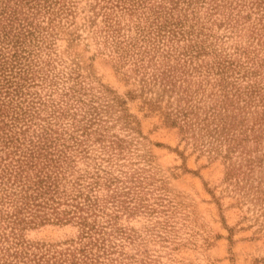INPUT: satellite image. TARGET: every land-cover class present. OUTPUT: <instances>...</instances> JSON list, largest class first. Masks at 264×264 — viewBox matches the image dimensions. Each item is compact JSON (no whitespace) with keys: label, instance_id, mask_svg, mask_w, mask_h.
<instances>
[{"label":"rangeland","instance_id":"obj_1","mask_svg":"<svg viewBox=\"0 0 264 264\" xmlns=\"http://www.w3.org/2000/svg\"><path fill=\"white\" fill-rule=\"evenodd\" d=\"M1 16V162L43 140L39 158L81 209L0 215V264L74 248L264 264V0H0Z\"/></svg>","mask_w":264,"mask_h":264},{"label":"trees","instance_id":"obj_2","mask_svg":"<svg viewBox=\"0 0 264 264\" xmlns=\"http://www.w3.org/2000/svg\"><path fill=\"white\" fill-rule=\"evenodd\" d=\"M10 16V15H7ZM2 18V16L0 17ZM1 20V19H0ZM210 111L212 120L217 119L218 112L213 108ZM210 115L208 116V118ZM225 128V123H217L212 130L215 133H222ZM38 140V141H37ZM40 141L30 140L29 146L24 152L18 155L17 158L1 162L0 155V215L7 218L12 224L28 223L36 219L43 220L52 216L55 219L62 220L74 217L77 209H81L77 205L74 208H68L70 203L66 202L62 192L59 190L57 181L58 166L52 160H44L39 157L45 152V148ZM235 144V143H234ZM17 147V146H15ZM47 147V146H46ZM51 152V150H50ZM52 153V152H51ZM259 165L260 164H256ZM239 171L237 181H240L247 189L258 188L253 184L259 183L260 178L254 176L252 169L242 170L240 166L234 170ZM230 173H236L235 171ZM264 184V180L261 185ZM264 191V190H263ZM73 205V204H72ZM79 223L85 224L83 216ZM75 251L61 252L59 257L50 256L51 264H125L118 258L106 256L100 258L88 256L83 248H74ZM66 254V256H64ZM78 254L81 256H78ZM47 263V262H45ZM49 263V264H50Z\"/></svg>","mask_w":264,"mask_h":264}]
</instances>
